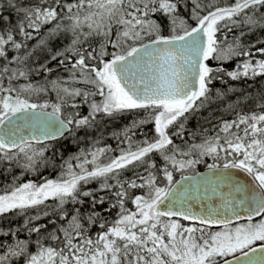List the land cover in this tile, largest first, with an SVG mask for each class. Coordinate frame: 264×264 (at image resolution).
<instances>
[{
    "label": "snow or ice",
    "instance_id": "obj_1",
    "mask_svg": "<svg viewBox=\"0 0 264 264\" xmlns=\"http://www.w3.org/2000/svg\"><path fill=\"white\" fill-rule=\"evenodd\" d=\"M0 169V264H264V0H0Z\"/></svg>",
    "mask_w": 264,
    "mask_h": 264
},
{
    "label": "trees",
    "instance_id": "obj_2",
    "mask_svg": "<svg viewBox=\"0 0 264 264\" xmlns=\"http://www.w3.org/2000/svg\"><path fill=\"white\" fill-rule=\"evenodd\" d=\"M217 86H219V85H217ZM241 87H246V85H240ZM207 113H205V115H206ZM130 117H128V116H125V117H123L120 121H119V124L120 125H123L124 123H126V122H124V119H129ZM195 120H193L192 122H191V124L194 126L195 125ZM2 172H3V170L2 169H0V188H2L3 187V185L5 184V183H7V182H9L10 180H11V177L9 176V177H5L3 174H2ZM44 175L45 176H48L49 175V173L48 172H45L44 173ZM29 178H31V177H29ZM18 221H16V220H14L13 221V226H15V224L17 223ZM0 223H4V224H7V221H0ZM21 238H23V236L21 237Z\"/></svg>",
    "mask_w": 264,
    "mask_h": 264
},
{
    "label": "flooded vegetation",
    "instance_id": "obj_3",
    "mask_svg": "<svg viewBox=\"0 0 264 264\" xmlns=\"http://www.w3.org/2000/svg\"><path fill=\"white\" fill-rule=\"evenodd\" d=\"M130 119V118H129ZM129 119H124V122H128Z\"/></svg>",
    "mask_w": 264,
    "mask_h": 264
}]
</instances>
